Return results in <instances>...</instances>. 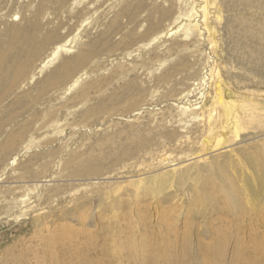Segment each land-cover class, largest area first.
Here are the masks:
<instances>
[{
	"label": "bare ground",
	"instance_id": "6f19581e",
	"mask_svg": "<svg viewBox=\"0 0 264 264\" xmlns=\"http://www.w3.org/2000/svg\"><path fill=\"white\" fill-rule=\"evenodd\" d=\"M27 1L0 0V222L21 225L8 236L19 244L23 238L30 239L29 246H38L36 260L42 264H104L107 258L112 260L109 264H189V239L181 250L177 245L176 225L180 220L176 218V206H165L166 199L159 202L162 217L151 230L131 212L123 216L127 225L118 227L123 215L117 209L120 201L107 203L109 188L102 180L113 177L108 161L129 160L146 148V128L140 130L142 127L131 124L118 130V136L123 137L118 143L123 149L118 154L113 152L116 140L104 137L87 142L82 151L62 156L70 140L73 143L75 132L81 133L79 138L86 142L99 126L168 106L179 109L177 116L182 119L200 124L182 134L167 132L163 149L144 153L151 156L146 171L124 174L121 177L129 179L114 184L118 189L133 185L135 195L147 188L152 193L165 183L176 186V190L186 186L188 189L179 194L196 196L192 203L204 205L197 209L206 208L203 214L216 213L219 217L215 221L221 223L215 231V242L202 248L201 259L212 262L233 240L240 250L233 264H264V260L249 261L244 251L247 243L262 248L264 240L258 234L259 226L264 225V90H245L248 86L236 87L228 82L229 67L218 63L214 50L216 27L225 24L236 59L264 76V0H123L105 28L93 36L79 32L81 22L89 14L99 13L104 0L99 4V0H88L76 11L73 5L82 0ZM10 3L12 8L5 13ZM17 5L18 11L14 9ZM227 10L234 15L227 18ZM73 19L76 23L71 25ZM145 22L147 29L140 33ZM65 26L67 32L63 31ZM80 36L81 44L73 45ZM83 37L87 39L82 41ZM169 37L179 38L169 47V56L178 53V57L164 68L159 81L175 83L155 106L144 103L147 88H142L138 78L128 80L135 69L132 63H120L109 75L87 80V67L100 53L122 50L126 52L121 59H125ZM181 49L186 52L179 55ZM55 60L57 63L40 75ZM167 61L163 59L159 66ZM239 76L244 82L253 74ZM121 79L123 83L108 88L109 94H101L76 118L78 105L104 85ZM72 90L73 95L58 109L51 105L56 96ZM123 107L127 111L119 112ZM62 109L65 115L74 116L73 121L54 125L60 122L57 116ZM105 114L110 116L104 119ZM241 126L252 131L239 134ZM68 128L72 129L71 136L63 142L60 135ZM171 142L179 147L175 154L169 147ZM57 158H61L62 179H91L92 187L78 193L79 187L52 183V163L57 164ZM193 204L184 217L187 238L192 230ZM109 205L113 210L109 211ZM244 230L251 231L246 238L242 236ZM16 241L7 247L16 245ZM30 253L27 250L19 256Z\"/></svg>",
	"mask_w": 264,
	"mask_h": 264
},
{
	"label": "rangeland",
	"instance_id": "374dc122",
	"mask_svg": "<svg viewBox=\"0 0 264 264\" xmlns=\"http://www.w3.org/2000/svg\"><path fill=\"white\" fill-rule=\"evenodd\" d=\"M87 1L88 0H82L81 2H76L73 5L74 11H76L78 8H81L85 4V2H87ZM106 1L105 0H104V2L102 1L104 6L101 8L99 13H97V14L91 13L86 17L87 19L85 18L86 20H83L84 23L81 22L82 27L79 29V32H83L82 35L93 36L96 33H98L99 30L100 31L103 30L102 28H105V25H106L105 22L108 23V19H111L110 17H113V15L115 13L114 11L115 10L117 11L120 8L123 0H109V2H108V0H106ZM26 2H28V1L23 0V3H26ZM100 2H101V0H99V2H97L96 4H99ZM35 4L36 3L34 2L33 5H35ZM11 6H12V4L10 3L4 12L5 13L8 12L12 8ZM19 7L20 6L17 5L16 7H14V9L15 10L17 9V11H18L20 9ZM101 12H103L104 14ZM100 14H103V15H100ZM225 15L227 18H229V17L233 16L234 14L232 11L227 10L225 12ZM98 20H100V22ZM125 20L126 19H124V21ZM102 21L104 24H102ZM74 22L76 23L75 19L71 20L70 24L72 25V23L74 24ZM96 22H97L98 26H97ZM215 24L217 25V23H215ZM216 28L218 30L216 35H215L217 45L215 46L216 48L214 47V50L216 52V58H217L218 63L220 65L224 64L226 67H229V70H227V72H226V77H227L228 82H231L236 87L239 86V87L243 88L244 86H248L246 88H243L245 90L246 89H250V90L262 89V90H264V76H263V74L261 72H259L258 70L252 71L251 68L247 69V65L243 66L236 59V55H235L236 51H235L234 42H233V39L227 34V32L225 30V24L224 25L219 24V25H217ZM146 29H147V23L146 22L144 24L142 23V27L139 28V32L144 33L146 31ZM67 30H68V26H65L63 31L67 32ZM76 33H78V31L77 32L75 31V34ZM176 38L179 39L178 37H173V38L169 37V38H166L167 40L166 39L165 40L164 39L159 40V42H156L154 45L147 47V48H143V50L141 52H139L137 55L131 56V57H126L125 59H121V58L123 56L122 53H124L126 51L116 50V51H112V52H107V51L102 52L97 57H95L93 59L91 64L88 65L87 70L89 71L88 74L90 75V77L87 78V80H90L91 78L92 79H98L102 76L109 75L112 72V69H114V67L118 66L120 63H126V64L132 63V65H135V69L130 71V74L128 76L129 77L128 80L133 79L132 77H134L136 79L138 78L137 79L138 83L140 82L139 84L140 85L142 84L141 85V86H143L142 88H145V87L147 88V89L145 88L147 91V97L145 98L144 103H147V104L152 103V105L153 104L156 105V104H158V102L160 103L165 98L166 93L168 92V89L170 90L169 87L175 83V81H172L169 84L160 83L159 76L161 75L164 68L166 66L170 65L172 62L174 63L178 57L177 56L178 53L173 54L172 56H169L171 54L169 47H170L171 43L173 42V39H176ZM86 39H87V37H83L82 41H84ZM80 40H81V36H80V38L79 37L77 38V41H76L77 43L74 42L73 45L77 44V46H79L81 44ZM163 41L164 42L167 41V42L163 43ZM74 50H77V48H75L71 51H74ZM185 52H186L185 50L181 49V52L179 53V55H181ZM197 53H195V54H197ZM200 57H202V55ZM51 58H52V56H51ZM166 58H168L167 63L160 67L159 66L160 62ZM48 59H50V58H48ZM57 61L58 60H55L51 64H49V66L47 68H45L40 75H43L46 71L50 70V68H52L57 63ZM248 72H251V74H253V76L244 82L241 81L239 74L240 73L247 74ZM136 79H133V80H136ZM117 81L114 80L113 82L109 83L110 85L112 84L111 85L112 87L109 84L104 85L103 89H101L100 92L95 93V94L94 93L91 94V96L88 97V99L86 101H84L83 103L78 105L76 108V112H75V115H77L76 118L79 119V117L81 116L80 113L83 112L84 110H86V108H88L89 106L93 105L100 98L101 94H102V96H106L107 94H109V92H111V89H113L114 86H116V84L123 83L124 79L117 80ZM182 87H183V85H182ZM108 88H111V89L109 90ZM105 89H108V90H105ZM75 90H72L70 93H68L65 96H62V95L56 96L53 100L54 102L51 103V105H54V108L58 109V107L60 105H62L64 102H67L68 98L71 95H73ZM103 90H105V91H103ZM155 105H153V106H155ZM119 109H121L119 112L124 113L125 111H127L126 107H125V109H124V107H123V109L122 108H119ZM174 109L173 108L170 109V108H168V106H167V108H165V107H162L159 109L153 108V109H148L146 112H144L140 115L131 117L130 120L122 119V120H115L113 122H109L104 126L97 127L95 129V134H93L92 138L87 139L86 142H82L84 138L83 139L79 138L81 133L75 132L73 134V138H74L73 143H72V140H70V144L67 146L65 152L62 153V156L66 157V155H68V153L75 152V151H82L87 147L86 146V144H88L87 142L94 141L95 138H104V137H107L108 140H112V141L116 140L115 142H117V146L115 145V147L113 148V150H114L113 152L115 154H118L123 149L122 144H118L123 139V137L121 135L118 136V134H117L118 130L127 128L131 124L136 125L139 129L142 127L140 130H144L146 128L145 129V131H146L145 136L147 138V144L145 145L146 148H144L142 151L134 154L132 157H130L131 159H129V160L123 159V160L115 162V163H113L112 161H108L109 162V168H110V171H112L113 177L110 179L102 180L103 182L107 183V184L105 183L103 185L106 186L107 188H109L108 192L110 195H109V199L107 200L108 201L107 203H111V202L113 203L115 201H120V203L117 206V209L120 212V214L121 215L123 214V215H122V220H120V223H118V227H125L127 225L128 221L123 216L127 212H131V215L133 214L132 216L135 220H138V221L140 220L142 222L141 225L143 223H146V224H148V226H150L151 230H152V228L154 230V228L157 225L158 220H160L162 217L159 214L160 209H161V208L159 209V204H160L159 202H161L163 199H166V204L164 203V205L167 206L168 208L176 206L175 207L176 208L175 209L176 218H177V221L180 220L179 222H177L178 225H176V229L178 232L177 233V238H178L177 241H179L178 242L179 244L177 243V245L179 247L181 246L180 250L182 247H184V242L187 239H189L188 241L190 243L189 247H190V253H191L189 255V258H188L189 264H233L234 258L237 256V254L240 251L238 246H235V243L233 240H230V242H228L229 244H226V246L223 248V253H222V255H220V257L217 255L214 256V260L212 262H215V263H212L210 261L207 262V261L201 259L202 253H203L202 250L205 248V246L206 245L208 246L209 244H213V242H215V239H214L216 236L215 231L221 223L219 224L217 220L215 221L216 217L217 218L219 217V215L218 216L215 215L216 213L209 214L206 212L205 214H203L202 211L205 212L206 208L203 209L202 211L198 210V209L202 208L204 205L199 201L196 202V204L192 203L191 199H194L196 196H190L188 193H186V195L179 194V192L181 193L184 189H188L186 186H185V188H180V189L178 188L177 190H179V191H177L175 188L176 186H174L170 183H165L166 186L162 185L163 186L162 188H159V186H157L156 190L152 191V193H151V191L148 193L147 192L148 188H147L146 189L147 193L144 192L145 190H143V191H141L140 194L135 195L136 190H135V187L133 185H129V184L125 185L124 184V186L121 189H118L117 186L114 184V182H117V181L128 180L129 177H127V176L121 177L124 174L125 175L126 174H130V175L133 174L134 175V174L143 173L144 171H146V169H148V168H145L147 166L146 162L148 159H150L149 157H151V156L150 155H144V153H146L147 151H149V152L151 151V153L152 152L157 153L158 151L163 149L162 146H164L163 144H165V138H167V136H166L167 132L169 133V132L178 131L179 133H181V131H182L183 133H185V132L191 130V128H193L194 126L200 124L196 120H191L190 118L182 119L180 115L177 116L179 113V109H177V108H174ZM64 111H65V109H62L59 111V114L57 117L60 118V122L54 123V125L57 124L60 126L62 124H67V123H70L73 121L74 116L71 114L65 115ZM169 114L171 116H169ZM109 116H110V114H105L103 116V118L105 119V118H108ZM91 122L93 123L94 121H91ZM98 123H99V121L97 122V124ZM244 128L245 127H242V126L240 127L239 131L241 133H239V134L245 135V133H249L252 131L249 128H245V129ZM57 130L58 129H56L55 131H57ZM55 131L53 132V135H56ZM71 133H72V129L68 128L62 135H60L61 137L65 138V139L63 138L62 141L64 142L65 140H67L66 138L71 136ZM75 139H77V141ZM74 140L76 142H74ZM61 142H57L56 144H59ZM172 145L176 146V148L173 147ZM170 146H171V148L174 149L173 150L170 148L172 151H174V154H175V151L179 147H177V145H175L174 142H171L169 147ZM176 153H178V152H176ZM134 156H135V158H134ZM60 161H61V158H57L56 162H58V163L57 164L52 163L53 172H55L53 177H52V179H54V181H52V183H54V182L55 183H64V184L67 183V185H69V187L73 188V189L79 187V188H81V190H79L78 193H80L81 191H83L85 189H89L92 187L91 182H93V180H91V179H80L78 177H72V179L71 178H69V179L63 178L62 179L59 176V174H60L59 172L62 168ZM140 163L141 164L144 163V164L141 165ZM88 183H90V185ZM112 186H114V187H112ZM142 188L144 189L146 187L143 186ZM115 189H116V191H115ZM197 199H198V197H197ZM167 200L169 202H167ZM192 204H193V210H194L193 216H191V218H192V220H191L192 225L191 226L192 227L190 226V228L192 230H190V236L187 238V236H186L187 233L184 232V226H185L184 221L186 218L187 209L190 205L192 206ZM139 205H141V206H139ZM161 205H163V204H161ZM140 207H141V209H140ZM111 210H113V208L111 207V205H109V211H111ZM142 218H145V219H142ZM215 224H217V225H215ZM20 226L21 225H19V223L18 224L17 223L9 224L7 222H0V264H34V262H35V264H42L38 260H36V257H37L36 253L39 251L38 246L37 245H31V244L29 246V240L30 239L25 240L23 238V240L21 241L22 244H19L20 242L18 243L15 240V238L8 236L11 233L10 231L13 230L15 232V230L19 229ZM244 231L245 232L242 233V236L246 238V236H249L251 231H249V230H244ZM258 234L260 236H262V239H264V225L259 226ZM13 241L17 242V243H15L17 246L14 245L12 247H7L8 244L12 243ZM100 242H101V245H103L105 241H103L101 239ZM261 242L263 245L261 246L262 248H260V249H258L257 247H255L251 243H247V245L245 246L246 248H244L245 249L244 251H245V253L247 252L246 255H247V257H249L248 258L249 261L254 260V262H257L256 259H258L259 261L264 260V240H262ZM27 250L29 251V253L31 252L30 255L23 256L24 258H20L19 253L20 252L26 253ZM31 255H33V257ZM217 260H218V262H216ZM36 261H37V263H36ZM111 261H112L111 258H107L104 264H109V262H111ZM154 264H163V263L158 261Z\"/></svg>",
	"mask_w": 264,
	"mask_h": 264
}]
</instances>
